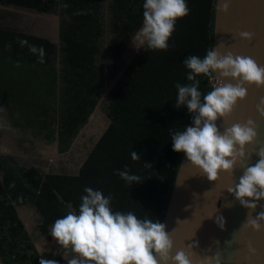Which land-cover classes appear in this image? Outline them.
Here are the masks:
<instances>
[{
    "label": "trees",
    "instance_id": "16d2710c",
    "mask_svg": "<svg viewBox=\"0 0 264 264\" xmlns=\"http://www.w3.org/2000/svg\"><path fill=\"white\" fill-rule=\"evenodd\" d=\"M144 0H0L60 17V45L45 37L0 28V102L17 126L59 143L66 154L110 83L120 73L127 45L143 25ZM189 14L177 21L168 49L145 46L104 98L110 121L77 172L45 169L46 163L11 167L0 158V259L2 264H39L19 208L33 204L40 231L50 238L55 220L78 212L84 189L111 194L113 211L162 222L182 153L172 150L170 130L183 131L192 116L177 108L175 85L187 81L183 61L203 58L212 47L215 0H186ZM67 5V7H62ZM28 45L44 48V63ZM200 91L212 90L213 76H200ZM140 155L133 160L131 152ZM152 163L145 167V163ZM127 168L141 177L128 184L117 175ZM62 264V262H59Z\"/></svg>",
    "mask_w": 264,
    "mask_h": 264
},
{
    "label": "clouds",
    "instance_id": "9594fccd",
    "mask_svg": "<svg viewBox=\"0 0 264 264\" xmlns=\"http://www.w3.org/2000/svg\"><path fill=\"white\" fill-rule=\"evenodd\" d=\"M67 7V5H62ZM143 25L132 38L137 49L145 46L149 50L168 49L178 20L189 14L186 0H144ZM221 11L229 10L228 0L220 5ZM242 40L251 41V32L238 33ZM20 45L28 46L30 52L38 53L39 62L44 63L45 51L27 40ZM221 46V45H220ZM219 46V47H220ZM219 47H210L201 58L193 55L184 59L188 69V84L177 83V108H186L192 116L190 126L183 131L170 130L172 150L182 153L186 161L200 170L209 182L218 179L221 172L231 174L238 164L251 159L245 146L252 144L257 136L254 122L233 123L223 132L217 121L227 118L237 102L243 100L248 88L264 86V66L250 56L222 55ZM200 76H218L222 81L207 94L200 89ZM264 105V100L261 101ZM264 114V108L258 109ZM259 157L253 165L243 166V174L228 192L246 209L255 210L258 202L264 200V149L256 153ZM133 160L140 155L131 152ZM152 163H145L151 167ZM117 175L128 184H141V177L130 174L127 168L118 170ZM78 212L69 210L66 215L55 220L51 227V237L65 250L73 254L66 259L67 264H192L190 254L183 249L172 256L173 240L166 225L159 220L138 218L133 212L113 211L112 196L91 187L84 189ZM264 211L255 218L249 212L243 227L261 231L264 228ZM216 223L223 229V217ZM67 256V251L65 252ZM64 258V257H63ZM39 264H59L56 259L41 257Z\"/></svg>",
    "mask_w": 264,
    "mask_h": 264
},
{
    "label": "water",
    "instance_id": "95a60500",
    "mask_svg": "<svg viewBox=\"0 0 264 264\" xmlns=\"http://www.w3.org/2000/svg\"><path fill=\"white\" fill-rule=\"evenodd\" d=\"M224 2L225 0H215L214 3L212 47L221 45L219 51L222 55L232 52L234 55L250 56L259 65L264 66V0H228L227 12L220 9ZM18 10L34 12L38 16L42 15L44 19L55 18L52 24L47 21L55 35L45 38L57 46L60 45L59 16L43 14L32 8L0 4V15L17 13ZM245 31L253 34L251 41L239 37L238 33ZM140 50L131 40L122 56L125 61L122 71ZM213 78L215 81L212 89L222 82H228L222 81L218 76ZM115 82L116 79L106 89L73 145L87 128L93 126L101 113L100 105ZM245 87L248 88L246 97L237 102L227 118L218 120L217 126L223 132L233 123H246L251 119L257 130L255 141L245 146V152L251 155V159L238 164L231 174L221 172L216 181L209 182L182 154L173 181L162 223L166 225V231L173 240L171 255L174 256L176 251L183 249L190 254L192 264H264V228L256 231L251 227H243L249 212L255 218L259 212L264 211V200L258 202L255 210L246 209L227 191L229 187H234L235 183L239 182L243 166L255 164L259 159L256 153L264 149V114L258 110L264 108L261 104L264 100V86ZM109 123L108 120L107 126ZM107 126L100 132L92 146L97 143ZM53 145L54 149H49V152L53 151L55 156L59 157L61 154L58 141ZM85 160L86 156L79 163L77 171ZM217 217H223V229L216 223Z\"/></svg>",
    "mask_w": 264,
    "mask_h": 264
},
{
    "label": "rangeland",
    "instance_id": "374dc122",
    "mask_svg": "<svg viewBox=\"0 0 264 264\" xmlns=\"http://www.w3.org/2000/svg\"><path fill=\"white\" fill-rule=\"evenodd\" d=\"M47 21L52 24L55 22V18L44 19L42 15L38 16L34 12L18 10L17 13L14 12L5 16L0 15V28H7L15 30L17 32L22 31L28 33L29 35H34L38 37L51 38L55 35V32H51L52 29L50 23H48ZM121 61V63L124 64L125 61L123 59H121ZM126 69L124 71H122L121 69L120 73L115 78L116 82L113 84V86L118 85L120 81H123V74L125 73ZM113 86L111 88H113ZM100 110L101 113L99 116H97L93 126L91 128L86 129V131L81 135V137L78 138L77 142L72 146L68 154H61L59 157H56L55 152H49V149H54L53 144H49L48 142L43 141L44 137L38 136L37 134L36 136L31 133L34 135L33 137L36 141L37 146L39 147L37 151L39 153H42L47 158L45 169L48 170L52 168L54 171L65 169V171L67 172H77L79 163L82 161L84 156H86L88 150L92 146L93 142H95L100 132L108 124L106 114L103 111V102L100 105ZM11 133V135H7L0 140V155H4V157H11L14 161V166H32L34 162L31 158H28L24 155H20L21 153L13 156V154H15L14 147L18 150L17 146L18 144H20L18 140L23 138L26 133L23 130H13ZM19 210L21 211L22 219L25 222V227L31 234L36 248L38 249V252L45 257H52L58 262H62V264H67L66 259L71 258L73 254L70 252V250H65L61 248L59 244L51 237V228L49 232L50 238L40 231L41 217L34 205L28 204L26 206L20 207ZM66 251L67 256H65Z\"/></svg>",
    "mask_w": 264,
    "mask_h": 264
},
{
    "label": "flooded vegetation",
    "instance_id": "af4514ba",
    "mask_svg": "<svg viewBox=\"0 0 264 264\" xmlns=\"http://www.w3.org/2000/svg\"><path fill=\"white\" fill-rule=\"evenodd\" d=\"M2 15L5 16L4 14H2ZM14 119H18V115L14 118V116L11 115V112L9 111L7 106L3 105L0 102V140L7 135H11L12 134L11 132L13 130H15V131L16 130H18V131L23 130L26 134L23 138L18 140V142L20 144H18V146H17L18 150L14 147L15 154H13V156L21 153L20 155H24L28 158H31L32 161L34 162L33 165H35V166H38L40 163H42V164L47 163V158L42 153H39L37 151V149L39 147L37 146L36 141H35L33 136L36 134L38 135V133L31 128H27L24 123H22L23 127L15 125ZM31 133H33L34 135ZM38 136L44 137L43 134H39ZM76 139H77V137H76ZM43 141H46L45 137H44ZM74 141H73V143H74ZM73 143H72V145H73ZM72 145H71V147H72ZM0 158L3 159L5 162L10 163L11 167H16L13 165L14 161L11 157H4V155H0Z\"/></svg>",
    "mask_w": 264,
    "mask_h": 264
},
{
    "label": "crops",
    "instance_id": "0c3cea01",
    "mask_svg": "<svg viewBox=\"0 0 264 264\" xmlns=\"http://www.w3.org/2000/svg\"><path fill=\"white\" fill-rule=\"evenodd\" d=\"M19 215H20V218H21V220L23 221V219H22V214H21V211L19 210ZM23 223L25 224V222L23 221ZM1 260V259H0ZM0 264H2V263H0Z\"/></svg>",
    "mask_w": 264,
    "mask_h": 264
},
{
    "label": "built area",
    "instance_id": "2783aa9c",
    "mask_svg": "<svg viewBox=\"0 0 264 264\" xmlns=\"http://www.w3.org/2000/svg\"><path fill=\"white\" fill-rule=\"evenodd\" d=\"M214 81H215V80H214V78H213V79H211V82H212V83H214Z\"/></svg>",
    "mask_w": 264,
    "mask_h": 264
}]
</instances>
